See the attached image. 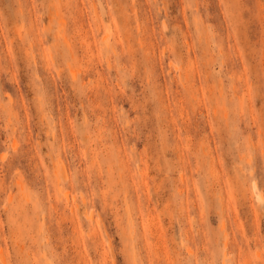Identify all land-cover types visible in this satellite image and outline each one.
Instances as JSON below:
<instances>
[{
    "label": "rangeland",
    "instance_id": "374dc122",
    "mask_svg": "<svg viewBox=\"0 0 264 264\" xmlns=\"http://www.w3.org/2000/svg\"><path fill=\"white\" fill-rule=\"evenodd\" d=\"M147 259L264 264V0H0V264Z\"/></svg>",
    "mask_w": 264,
    "mask_h": 264
},
{
    "label": "bare ground",
    "instance_id": "6f19581e",
    "mask_svg": "<svg viewBox=\"0 0 264 264\" xmlns=\"http://www.w3.org/2000/svg\"><path fill=\"white\" fill-rule=\"evenodd\" d=\"M93 5H94V4H92V6H93ZM93 8H94V7H93ZM94 12H95V10H94ZM94 12H93V15H94ZM95 14H96V13H95ZM96 17L98 18V14H96ZM93 18H94V20L97 19V18L95 19V17H93ZM99 27H100V25H99ZM99 27H98V29H99ZM99 30H100V29H99ZM58 33H59V32H57V33H56L57 35H56V34H55V35L58 36ZM59 35H60V34H59ZM61 37H62V36H61ZM56 38H57V37H56ZM58 38H59V36H58ZM103 38H106V36L103 37ZM57 41H58V39L56 40V43H57ZM63 41H64V40H63ZM63 43H64V42H63ZM259 198H260V197H259ZM259 198H257V199H259ZM93 238H95V237L93 236ZM94 241H95V240H94ZM224 242H227V241L225 240ZM224 244H226V243H224ZM93 245H94V243H93ZM146 258H147V257H146ZM148 258H149V257H148ZM150 259H151V258H150ZM150 259H149V260H150ZM151 260H152V259H151ZM153 261H154V260H153ZM147 262H149L148 259H147ZM151 262H152V261H151ZM149 264H150V262H149ZM151 264H152V263H151Z\"/></svg>",
    "mask_w": 264,
    "mask_h": 264
}]
</instances>
